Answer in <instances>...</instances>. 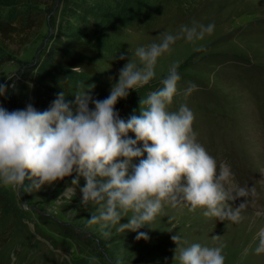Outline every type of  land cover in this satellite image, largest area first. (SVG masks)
<instances>
[{
  "label": "rangeland",
  "instance_id": "obj_1",
  "mask_svg": "<svg viewBox=\"0 0 264 264\" xmlns=\"http://www.w3.org/2000/svg\"><path fill=\"white\" fill-rule=\"evenodd\" d=\"M70 2L56 0L49 12L43 0L3 2L45 11L43 27L33 30L29 44L21 47L0 39V56L4 57L0 84L8 88L7 98L0 99L6 100L7 110L25 109L32 104L42 112V82L51 71L46 56ZM142 3L126 18L124 13L118 15L116 19L122 21L109 27L114 57L103 56L100 84L90 95L101 100L109 95L110 78L118 81L126 62L119 59L121 54L128 56L137 47L158 42L161 34L175 33L194 21L214 23V33L202 41H177L171 54L158 61L156 79L139 92H131L116 110L125 121L139 114L142 98L152 92L150 89L162 87L160 79L174 61L180 60V94L170 110L187 105L195 114L198 142L218 162L230 166L235 189L255 188V195L250 193L236 201L237 206L247 202L243 219L239 223L220 221L205 217L201 210L189 211L186 206L166 207L151 228L140 229L149 236L147 241L138 240L136 232L122 233L116 228L105 236L97 226L88 225L96 208L83 206L82 192L75 189L71 198L63 195L72 186L71 178L35 193L27 190L26 183L19 188L0 185L19 210L18 216L0 211V264H174V235L180 236L181 246H186L185 242L223 245L225 264H264V254L255 251L264 230V0ZM197 47L203 50L196 51ZM191 84L196 89L184 95ZM122 223H128L127 218ZM216 235L221 236L220 240L213 239Z\"/></svg>",
  "mask_w": 264,
  "mask_h": 264
},
{
  "label": "clouds",
  "instance_id": "obj_2",
  "mask_svg": "<svg viewBox=\"0 0 264 264\" xmlns=\"http://www.w3.org/2000/svg\"><path fill=\"white\" fill-rule=\"evenodd\" d=\"M214 30V23L194 21L175 33L161 34L158 42L137 47L128 56L121 54L119 59L126 62L118 81L110 78L109 95L95 99L90 95L93 90H84L94 85H80L74 93L75 111L66 102L65 92L58 93L52 106L42 112L32 104L9 111L0 103V185L19 188L31 180V188L39 190L75 175L63 193L71 198L82 177L86 181L80 189L82 204L96 208L87 223L105 236L116 228L136 232L138 240L147 241L149 236L140 229L150 227L166 207L186 206L192 212L201 210L207 218L239 223L247 202L237 206L236 201L255 195L256 190L235 189L230 166L218 162L198 142L195 114L187 105L170 110L180 94V60L160 79L162 87L142 98L139 114L125 121L116 110L131 92L156 79L158 61L171 54L177 41L195 44ZM195 89L191 84L184 95ZM0 96H8L2 84ZM125 218L128 223H122ZM180 239L172 236L177 245L174 264H225L223 245L185 242L181 246ZM255 251L264 254V230Z\"/></svg>",
  "mask_w": 264,
  "mask_h": 264
},
{
  "label": "trees",
  "instance_id": "obj_3",
  "mask_svg": "<svg viewBox=\"0 0 264 264\" xmlns=\"http://www.w3.org/2000/svg\"><path fill=\"white\" fill-rule=\"evenodd\" d=\"M4 1L8 0H0V39L3 43H16L24 47L31 42L33 30L39 31L43 27L45 11L14 4L9 6L5 5ZM14 1L37 3L39 0ZM43 1L46 2V12L47 10L49 12L56 0ZM143 5L142 0H71L46 56L51 71L42 82L45 98L42 111L52 106L60 92H65L66 102L70 103L75 111L74 93L79 86H95L94 89L85 87L86 91L95 90L99 86L98 76L103 56L114 57L115 46L109 37V27L114 22L117 24L122 21L116 19L118 15L124 13L126 16L123 17L126 18L136 6ZM3 63L4 57L0 56V66ZM150 90L153 91L154 88ZM0 103L5 107L6 100L1 98ZM135 107L131 110L134 111ZM74 178L75 175L70 182ZM85 184L86 181L81 177L79 186L75 189L81 192L80 189ZM46 187L36 190L31 188V180L26 181V188L31 193L39 192ZM3 210L16 216L19 214L10 194L0 187V211Z\"/></svg>",
  "mask_w": 264,
  "mask_h": 264
}]
</instances>
